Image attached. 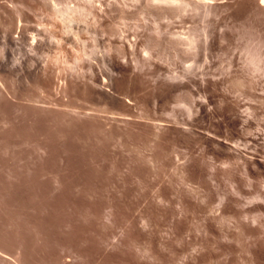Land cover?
Segmentation results:
<instances>
[{"label":"rangeland","instance_id":"374dc122","mask_svg":"<svg viewBox=\"0 0 264 264\" xmlns=\"http://www.w3.org/2000/svg\"><path fill=\"white\" fill-rule=\"evenodd\" d=\"M0 264H264L262 0H0Z\"/></svg>","mask_w":264,"mask_h":264},{"label":"bare ground","instance_id":"6f19581e","mask_svg":"<svg viewBox=\"0 0 264 264\" xmlns=\"http://www.w3.org/2000/svg\"><path fill=\"white\" fill-rule=\"evenodd\" d=\"M262 3L264 4V0H262Z\"/></svg>","mask_w":264,"mask_h":264}]
</instances>
